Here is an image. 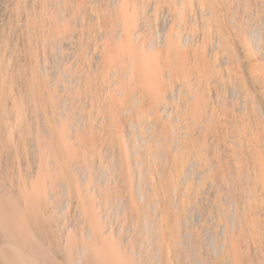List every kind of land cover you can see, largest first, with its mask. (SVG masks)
I'll return each mask as SVG.
<instances>
[{
    "label": "bare ground",
    "instance_id": "obj_1",
    "mask_svg": "<svg viewBox=\"0 0 264 264\" xmlns=\"http://www.w3.org/2000/svg\"><path fill=\"white\" fill-rule=\"evenodd\" d=\"M0 264H264V0H0Z\"/></svg>",
    "mask_w": 264,
    "mask_h": 264
},
{
    "label": "rangeland",
    "instance_id": "obj_2",
    "mask_svg": "<svg viewBox=\"0 0 264 264\" xmlns=\"http://www.w3.org/2000/svg\"><path fill=\"white\" fill-rule=\"evenodd\" d=\"M197 219H199L198 216H197L196 220H197ZM198 221H199V220H197V222H198ZM212 240H213V239H212V237L210 236V241H211L210 243H211V244L213 243Z\"/></svg>",
    "mask_w": 264,
    "mask_h": 264
}]
</instances>
